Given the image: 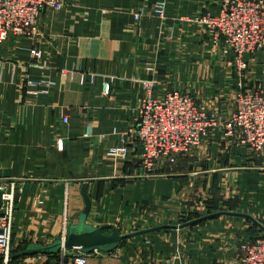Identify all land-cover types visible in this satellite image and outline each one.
Masks as SVG:
<instances>
[{
  "label": "crops",
  "instance_id": "obj_1",
  "mask_svg": "<svg viewBox=\"0 0 264 264\" xmlns=\"http://www.w3.org/2000/svg\"><path fill=\"white\" fill-rule=\"evenodd\" d=\"M63 1L61 10L42 11L33 35L9 34L0 43V170L11 172L0 181L21 189L15 200L12 255L30 244L46 246L67 237L85 208L84 183L92 201L86 224L105 227L107 233L113 227L122 234L147 229L162 220L159 213L169 215L170 207L183 211L186 201L177 194L185 196L187 186L209 184L219 175L242 178L248 187L243 197L248 191L263 192L248 199L250 210L224 212L248 214L264 225V149L254 154L238 141H228L226 158L213 157L200 170L187 172L180 166L168 173L164 163L145 169L134 139L128 156L109 154L120 143L114 128L137 126L145 82L155 81V95L162 96L184 90L181 80L197 81L220 66L227 78L238 81L229 64L234 55L224 63L204 26L192 20L205 11L219 13L220 0ZM161 1L162 16L156 12ZM34 48L42 50L40 58L32 54ZM244 60L241 86L264 90V48ZM27 79L44 81L45 91L27 93ZM105 83L111 86L109 94ZM161 168L164 172H158ZM256 181L257 188H251ZM173 198L178 205H171ZM123 242L112 252L66 249L65 255L60 251L19 259L25 264H75L74 256L82 252L87 264H140ZM206 254H198L203 264H232L235 255L233 248Z\"/></svg>",
  "mask_w": 264,
  "mask_h": 264
},
{
  "label": "built area",
  "instance_id": "obj_2",
  "mask_svg": "<svg viewBox=\"0 0 264 264\" xmlns=\"http://www.w3.org/2000/svg\"><path fill=\"white\" fill-rule=\"evenodd\" d=\"M219 14L209 11L192 20L205 24L221 51L233 54L239 67L245 68L244 56L264 48V1L221 0ZM63 0H0V43L9 34L24 36L36 32V22L45 8L61 10ZM156 12L162 16L165 2L156 4ZM140 15L136 18L139 19ZM38 58L42 50L34 48ZM42 80L27 79L26 91L37 94L45 91ZM111 86L104 85L109 94ZM64 123L68 118L63 119ZM222 128L224 138L237 140L250 151L260 153L264 149V90H243L239 93L238 107L221 126L214 115L201 109L188 93L170 90L162 96L155 95V81L144 83V95L138 108L136 127L120 131L114 128L120 143L110 148L109 154L124 158L130 152L129 141L134 139L141 148V163L149 171L157 168L165 159L189 153L199 146L212 131ZM63 148V140L57 143ZM0 264H10L12 259V227L16 195L21 189L0 181ZM66 237L62 238L65 240ZM241 264H264V235L247 243ZM66 249L62 250L63 255ZM75 264H87V254L78 252Z\"/></svg>",
  "mask_w": 264,
  "mask_h": 264
},
{
  "label": "rangeland",
  "instance_id": "obj_3",
  "mask_svg": "<svg viewBox=\"0 0 264 264\" xmlns=\"http://www.w3.org/2000/svg\"><path fill=\"white\" fill-rule=\"evenodd\" d=\"M37 23L38 21L36 22V28ZM197 23L204 26L211 42L218 46L223 62L228 63L227 59L230 58V54L226 55L221 51V44L214 43L209 28L205 24ZM232 60L229 64H232V67L236 69L235 75L238 77V81L230 80V77L227 78L226 69H221L222 67L220 66L221 68L217 67L219 69L217 72L211 73L209 70L201 74L197 81L187 78H185L187 80H181L185 89L178 90L191 95L201 109L217 118L221 126L237 109L239 93L244 90L243 86H241L242 83H240L245 72L244 68L239 67L234 58ZM221 129L218 127L212 131L199 146L193 148L189 153L165 159L162 162L166 167L165 172L162 168L158 172L168 173L171 169L172 171H177L180 166L183 167V171H196L203 166L209 165L213 161V157L215 159L217 157L226 158V142L234 143L237 140L224 138ZM253 153L255 154V152ZM243 184L242 178L237 180L236 178L228 179L226 175H219L216 180L210 181L209 184L202 182L197 186H187L185 196L177 194L178 198L181 197V202L186 201V205H182L183 211L170 207L169 215L162 216L159 213L158 216L160 218L158 220H162L151 222L145 227L151 228L160 225L179 226L216 212L248 211L250 210L247 205L248 199L250 197L258 199L260 195H263V192L259 193L258 189H255L257 191L256 194H250L248 191L243 197V189L248 188ZM254 187L257 188V181L251 184V188ZM172 200L175 202H172L171 205L179 204L178 199L173 198ZM263 235L264 231L247 219L220 215L184 228H166L149 232L137 237V239L131 238L124 241L123 246L130 245L131 253L137 254L140 264H203L204 259L198 258V254L205 256L207 252L213 256L217 252L223 253L229 248H233V253H235L233 260H231L233 261L232 264H241L244 256L243 247ZM130 241L133 243H129ZM10 264L25 263L11 259Z\"/></svg>",
  "mask_w": 264,
  "mask_h": 264
},
{
  "label": "water",
  "instance_id": "obj_4",
  "mask_svg": "<svg viewBox=\"0 0 264 264\" xmlns=\"http://www.w3.org/2000/svg\"><path fill=\"white\" fill-rule=\"evenodd\" d=\"M11 177V172L9 170H0V179H8ZM82 194L85 200V208L80 215L79 222L70 227L69 234L63 239L56 240L50 245H38L30 244L25 250L17 253L13 257H21L26 255H35L38 253L43 254H53L62 251L63 249L73 250L80 249L85 253L92 251L100 250L105 252H112L118 248L124 240L127 238L146 234L149 232L158 231L166 228H182L188 225H193L200 223L202 221L208 220L210 218L218 217L220 215H232V216H241L246 217L257 224L263 231L264 225L258 222L254 217L248 214L239 213V212H216L208 214L197 219H194L183 225H160L156 227L147 228L144 230L122 234L116 227L112 228V232H105V227H93L86 224V219L92 207V201L88 194V184L84 183L82 186ZM2 203V191L0 190V204Z\"/></svg>",
  "mask_w": 264,
  "mask_h": 264
},
{
  "label": "trees",
  "instance_id": "obj_5",
  "mask_svg": "<svg viewBox=\"0 0 264 264\" xmlns=\"http://www.w3.org/2000/svg\"><path fill=\"white\" fill-rule=\"evenodd\" d=\"M58 253H59V252H58ZM15 255H16V254H15ZM12 260H13V261H17V260H20V259H19V257H13V255H12Z\"/></svg>",
  "mask_w": 264,
  "mask_h": 264
}]
</instances>
